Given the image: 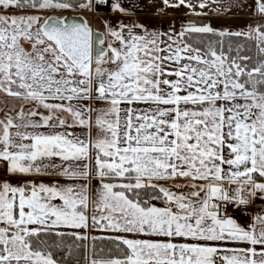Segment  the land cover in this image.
<instances>
[{
  "label": "snow or ice",
  "instance_id": "obj_1",
  "mask_svg": "<svg viewBox=\"0 0 264 264\" xmlns=\"http://www.w3.org/2000/svg\"><path fill=\"white\" fill-rule=\"evenodd\" d=\"M102 5L0 0V264H264V0L234 32L65 15Z\"/></svg>",
  "mask_w": 264,
  "mask_h": 264
},
{
  "label": "rangeland",
  "instance_id": "obj_2",
  "mask_svg": "<svg viewBox=\"0 0 264 264\" xmlns=\"http://www.w3.org/2000/svg\"><path fill=\"white\" fill-rule=\"evenodd\" d=\"M122 3L126 4L130 9L129 15H122L117 12L110 11L109 8L105 5L101 6L100 11H94V12H87L85 10H68L65 12H71L75 13L79 16H82L85 18L86 21H89L90 24L93 26L95 31L102 32L105 23L119 25L120 23H132L133 18L137 15H140L145 12L153 11V17H150V19H158L159 16L165 15L168 12L171 13L172 17H176L178 21L185 19L187 20V15L191 14L190 10L185 7H180L179 9H173V8H165V6L162 3V0H122ZM155 3L156 8L155 9H149L145 8V5ZM250 0H217V4L213 5L211 9H205L208 11V13L212 16H218L222 15L221 22L224 23V25H227V27H232L237 24V29L242 30L245 29L249 24L250 21L255 19V17L252 15V11L250 8L243 7V4H249ZM230 5H241L240 7H231ZM217 9L219 10V13L217 12ZM199 11V9H197ZM169 14V13H168ZM192 15V14H191ZM138 21V20H137ZM234 24V25H233ZM145 25V24H144ZM146 27L148 25H145ZM229 30V29H226ZM236 30V31H239ZM95 184V181H93ZM245 218V217H244ZM240 222H246L245 220H242ZM93 235H100V233H92Z\"/></svg>",
  "mask_w": 264,
  "mask_h": 264
},
{
  "label": "crops",
  "instance_id": "obj_3",
  "mask_svg": "<svg viewBox=\"0 0 264 264\" xmlns=\"http://www.w3.org/2000/svg\"><path fill=\"white\" fill-rule=\"evenodd\" d=\"M156 4L153 3V4H148V5H145L144 7L145 8H149V9H155ZM207 14L204 15V16H195V15H191V14H188L187 15V18H206L207 19V24L211 25L213 28L217 29L218 31H228V32H234L236 30H239L237 29V24H235V26H232L231 28L230 27H227V25H224V23L221 22V17H223L222 15H218V16H212L208 13V11L204 10ZM153 11H149V12H145V13H142L140 15H136L132 22L135 21L137 23H141V24H145V25H148L147 27L150 29V30H155V31H172V30H179L181 29L182 25H183V22H185L186 20L185 19H182L180 21H178L176 19V17H172L171 13L168 12L167 14L165 15H161L159 16V18H161V20H158V19H150V17H153ZM138 20V21H137ZM234 25V24H233ZM226 29H229V30H226ZM251 211V209H250ZM245 216H243L241 219H239L240 221L242 220H245L244 218ZM247 222V221H246ZM245 223V222H243Z\"/></svg>",
  "mask_w": 264,
  "mask_h": 264
},
{
  "label": "trees",
  "instance_id": "obj_4",
  "mask_svg": "<svg viewBox=\"0 0 264 264\" xmlns=\"http://www.w3.org/2000/svg\"><path fill=\"white\" fill-rule=\"evenodd\" d=\"M193 21H196V22H199L202 24H207V22H208L206 18H189L185 22H183V25L188 23V22H193ZM232 39L236 40V38H232ZM249 54H254V50H253V52H250ZM65 258H66L67 264H76L77 260L80 258V250L74 251L71 256H67V254H66Z\"/></svg>",
  "mask_w": 264,
  "mask_h": 264
},
{
  "label": "water",
  "instance_id": "obj_5",
  "mask_svg": "<svg viewBox=\"0 0 264 264\" xmlns=\"http://www.w3.org/2000/svg\"><path fill=\"white\" fill-rule=\"evenodd\" d=\"M65 15H70V16L72 17V19H76L77 22H79V21H81V20H85L84 17L79 16V15H77V14H75V13L68 12V13H66Z\"/></svg>",
  "mask_w": 264,
  "mask_h": 264
},
{
  "label": "built area",
  "instance_id": "obj_6",
  "mask_svg": "<svg viewBox=\"0 0 264 264\" xmlns=\"http://www.w3.org/2000/svg\"><path fill=\"white\" fill-rule=\"evenodd\" d=\"M249 211H250V209H249ZM233 215L236 216L238 219H241L244 216L241 214L240 210H238V209L233 212Z\"/></svg>",
  "mask_w": 264,
  "mask_h": 264
}]
</instances>
